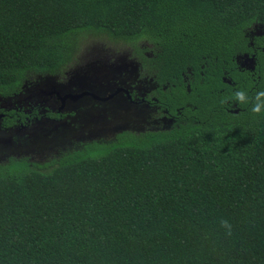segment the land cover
<instances>
[{
    "label": "trees",
    "instance_id": "obj_1",
    "mask_svg": "<svg viewBox=\"0 0 264 264\" xmlns=\"http://www.w3.org/2000/svg\"><path fill=\"white\" fill-rule=\"evenodd\" d=\"M256 23L264 0H0L2 99L65 73L95 32L133 44L180 114L43 163L1 160L0 264H264V51L255 82L236 62Z\"/></svg>",
    "mask_w": 264,
    "mask_h": 264
},
{
    "label": "rangeland",
    "instance_id": "obj_2",
    "mask_svg": "<svg viewBox=\"0 0 264 264\" xmlns=\"http://www.w3.org/2000/svg\"><path fill=\"white\" fill-rule=\"evenodd\" d=\"M138 43L147 48L143 52H152V45L148 41L140 40ZM137 51L130 42L112 39L106 33H85L81 37L78 53L65 73L58 76H35L26 84V95L11 99L12 101L0 97V108H12L11 102L17 104L27 98L42 106L47 105L48 92L53 89L77 91L91 87L104 97L113 92L117 83L120 85L139 80V83L148 87L154 75L147 70L142 72V55ZM69 104L73 108L68 110L76 112L74 116L64 119L63 124L67 126L61 127V122L42 121L33 125L36 127L31 128L32 135L29 130L16 131L14 138L11 137L14 131L7 133L0 129V159L2 160L3 154L9 153L29 156L33 161L43 163L60 149L78 144H69L72 139L82 143L113 137L126 129L138 131L156 126L150 122L153 111L144 110V105L135 106L137 104L131 102L126 95L121 94L106 101L93 97L83 98L70 101ZM72 120H76L77 125L71 123Z\"/></svg>",
    "mask_w": 264,
    "mask_h": 264
},
{
    "label": "flooded vegetation",
    "instance_id": "obj_3",
    "mask_svg": "<svg viewBox=\"0 0 264 264\" xmlns=\"http://www.w3.org/2000/svg\"><path fill=\"white\" fill-rule=\"evenodd\" d=\"M248 36L250 37V46H252V50L250 52H244L241 53L237 56L236 62H237V67L240 72H242L244 75H249L251 78H253V81L257 78H259L261 75L259 72L261 71V61H259V51H264V44L263 45H256L254 43V39L258 37L264 38V23H256L252 28L249 29ZM264 42V40H263ZM146 55H152L153 51L151 53H148L147 51L145 52ZM254 58V60L252 59ZM142 61V59H141ZM259 68V70H258ZM142 72L147 70L142 62L141 66ZM148 72V70H147ZM227 73V72H226ZM154 75V74H152ZM224 81L228 84H231L233 86L236 85V82L231 78L224 76L223 77ZM116 83V82H113ZM118 83L114 86V90L112 93L115 91L119 90L114 97L118 95H126L128 99H130L131 102L134 104H137L135 106H143L144 105V110H149L153 111L151 113V123L156 124L155 127L149 128L146 130H138L137 132L141 131H148V130H163V129H171L176 125L177 121L180 118V114L173 113L171 112L168 107H164V104L160 101V96L162 95V92H166L169 85L160 83L157 81L155 75L154 78L152 77L150 86L146 87L142 83H139V80H136L135 82H130L126 84H120ZM26 86L25 90L22 91L19 94V97H22L26 95ZM75 90V89H74ZM82 91H90L93 93H96L97 95L100 96L99 93H97L93 88L91 87H84L83 89L80 90H75V91H70V90H61L58 91L57 89L50 90L48 92L49 98L47 99L48 103L47 105H40L38 104L35 100H31L28 98L26 101H23L21 103H17L19 106L26 105V109L22 108H13V106L16 104H11L12 108L8 109H2L0 108V129H3L7 133L14 131V133L11 135L12 138L15 137V132H24V130H29L30 134L32 135L31 128H35L36 126H33L37 123H40L42 121H49V122H61V127L67 126L63 124L64 119L66 117H71L75 115L76 111H69L68 109L73 108L72 104H69L71 99H66L65 102L62 101V97L58 94V92L63 96L67 93H77V92H82ZM111 94V93H110ZM108 96V95H107ZM92 97L91 95H86L80 99L83 98H90ZM94 98V97H93ZM79 99V100H80ZM95 99V98H94ZM97 100V99H96ZM78 101V100H76ZM227 104L229 105V110H232L236 113H238L240 110H242V107L238 105V102L235 100H228ZM189 105V103H187ZM167 106V104H166ZM63 108L65 110L63 111ZM183 108V107H181ZM18 109V110H24V113H28L30 116H25V122L26 123H20V122H13L11 124H6V117H11L13 118V114H10L11 110ZM67 110V111H66ZM177 110L180 112L181 110L177 108ZM27 119V120H26ZM71 120V119H70ZM73 121V120H72ZM162 122V124H161ZM69 123V122H67ZM75 125H77V121L74 120L73 122ZM149 123V122H148ZM161 124V125H160ZM69 126V124H68ZM64 134H68L67 132H62ZM10 136V135H9ZM18 137V136H17ZM80 140V139H79ZM26 141H28L26 139ZM75 143H80L78 140H71L69 144L73 145ZM15 154H3L2 160L7 159L10 156H14ZM19 156H25V155H19ZM29 157V156H28ZM32 160V158H30ZM1 161V159H0Z\"/></svg>",
    "mask_w": 264,
    "mask_h": 264
},
{
    "label": "water",
    "instance_id": "obj_4",
    "mask_svg": "<svg viewBox=\"0 0 264 264\" xmlns=\"http://www.w3.org/2000/svg\"><path fill=\"white\" fill-rule=\"evenodd\" d=\"M254 60V58H252ZM119 90L115 91L114 93L109 94L108 96H99L96 93L90 92V91H82V92H77V93H67L65 95H61L59 92L58 94L62 97V101L65 102L66 99H71L72 101H76L79 100L80 98L86 96V95H91L92 97H94L97 100H102V101H106L109 100L110 98H113L118 92Z\"/></svg>",
    "mask_w": 264,
    "mask_h": 264
},
{
    "label": "clouds",
    "instance_id": "obj_5",
    "mask_svg": "<svg viewBox=\"0 0 264 264\" xmlns=\"http://www.w3.org/2000/svg\"><path fill=\"white\" fill-rule=\"evenodd\" d=\"M242 95H243V92H238L237 93V96H242ZM223 222L227 223V221H223Z\"/></svg>",
    "mask_w": 264,
    "mask_h": 264
}]
</instances>
